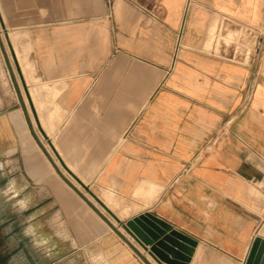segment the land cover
<instances>
[{
  "label": "crops",
  "instance_id": "0c3cea01",
  "mask_svg": "<svg viewBox=\"0 0 264 264\" xmlns=\"http://www.w3.org/2000/svg\"><path fill=\"white\" fill-rule=\"evenodd\" d=\"M0 4L5 41L33 63L25 88L0 91V165L16 196L51 204L96 264L160 263L84 191L106 192L122 220L144 214L149 237L181 232L188 264H243L264 238V0ZM228 21L257 29L249 55L215 50ZM0 47L8 59L2 34Z\"/></svg>",
  "mask_w": 264,
  "mask_h": 264
},
{
  "label": "rangeland",
  "instance_id": "374dc122",
  "mask_svg": "<svg viewBox=\"0 0 264 264\" xmlns=\"http://www.w3.org/2000/svg\"><path fill=\"white\" fill-rule=\"evenodd\" d=\"M0 15L6 20L7 12L0 9ZM241 33L243 32L239 30V26H237L235 21L232 22V25L228 21L226 27H221L220 32L216 34L215 50H218L220 41H224L228 46L240 47ZM0 34H2L3 47L8 56V59L3 56L2 48L0 47V91L2 89L3 91L11 89L14 85L13 79L16 80L22 90V80L17 65L12 57L8 43L3 37L1 28ZM247 42L250 43L249 38L246 40ZM12 45L25 81H32V77L28 76L27 72L29 67H33V63H28L27 58L20 57L21 55H26L27 45L19 42H12ZM247 48L249 49V46ZM10 69H12L13 76ZM82 190L84 191V189ZM84 192L97 208L95 209V207L90 205V211L93 214L102 219L104 217L108 218L120 231L126 233L112 214L98 200L87 191ZM96 192L100 194L108 207L112 208L120 217L129 214L128 209L123 212V208H116V206H119L118 203L108 202L106 192ZM16 195V189L12 191L10 186L9 166L0 165V264L98 263L97 253L76 248L77 243L73 235L69 233L66 221L59 217L55 208H49L51 204L27 203L23 201L25 198L21 194L18 197ZM65 232L67 233L65 234Z\"/></svg>",
  "mask_w": 264,
  "mask_h": 264
},
{
  "label": "water",
  "instance_id": "95a60500",
  "mask_svg": "<svg viewBox=\"0 0 264 264\" xmlns=\"http://www.w3.org/2000/svg\"><path fill=\"white\" fill-rule=\"evenodd\" d=\"M0 21L2 22V17L0 15ZM6 38L7 32L5 31ZM8 45L12 52V56L16 65H18L15 53L13 51L12 44L8 41ZM22 84L25 88V80L20 73ZM26 90V89H25ZM93 194V193H92ZM93 196L102 204V206L112 214L115 220L120 224V226L129 233L139 244H141L148 253L160 264H188L190 255L192 254V247L187 248L184 244L180 242L181 239H188L181 232L170 229L168 232L163 234V238L156 239V235L149 237L146 234V228L143 225L144 214H139L131 219L122 220L120 219L102 200H100L96 195ZM93 205V204H92ZM93 207H95L93 205ZM95 209H97L95 207ZM100 212V211H99ZM106 222L116 231L121 238L128 241L124 236L123 232L120 231L108 218L104 217ZM191 242L195 244V241ZM171 245H175L176 250L172 248ZM139 252V251H138ZM139 254L143 256L140 252ZM144 260L146 258L143 256ZM243 264H264V238L261 236H256L251 244L249 252L244 260Z\"/></svg>",
  "mask_w": 264,
  "mask_h": 264
},
{
  "label": "built area",
  "instance_id": "2783aa9c",
  "mask_svg": "<svg viewBox=\"0 0 264 264\" xmlns=\"http://www.w3.org/2000/svg\"><path fill=\"white\" fill-rule=\"evenodd\" d=\"M237 26H239V30H241L243 33H241L240 40H239L241 45H240V47L236 46V50L238 48H242L243 49L242 51L245 52L243 54V56L249 55L251 44L249 42H247L248 43V45H247L246 40H248V38H250L251 35H254L256 32L255 30H257V29L251 25H244V24L239 25V24H237ZM242 38H244V42H242L243 41ZM247 46H249V49L247 48Z\"/></svg>",
  "mask_w": 264,
  "mask_h": 264
}]
</instances>
